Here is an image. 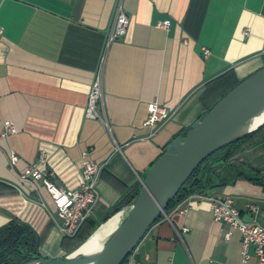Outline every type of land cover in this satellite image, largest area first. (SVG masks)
Instances as JSON below:
<instances>
[{
	"label": "crops",
	"instance_id": "obj_1",
	"mask_svg": "<svg viewBox=\"0 0 264 264\" xmlns=\"http://www.w3.org/2000/svg\"><path fill=\"white\" fill-rule=\"evenodd\" d=\"M118 1L0 0V229L16 219L28 225L43 258L69 253L47 190L22 179L40 154L71 191L83 184L84 153L103 166L92 217L102 224L207 113L209 83L230 71L244 81L264 68V0H122L130 26L106 53L103 120L87 119ZM153 103L172 112L166 124L146 126ZM5 121L17 134L3 137ZM241 156L240 168L264 174L251 150ZM216 195L232 197L245 222L264 227V187L221 167L214 186L166 213L127 264H260L255 247L244 263L240 232L225 241L230 228L215 222L209 200Z\"/></svg>",
	"mask_w": 264,
	"mask_h": 264
},
{
	"label": "water",
	"instance_id": "obj_2",
	"mask_svg": "<svg viewBox=\"0 0 264 264\" xmlns=\"http://www.w3.org/2000/svg\"><path fill=\"white\" fill-rule=\"evenodd\" d=\"M264 111V68L244 80L212 110L197 120L186 134L176 138L155 162L127 211L121 210L75 251L62 258H36L28 264H125L150 230L165 216L172 201L194 172L218 152L264 127L253 121ZM214 180V178H213ZM125 217L100 252L78 254L118 214Z\"/></svg>",
	"mask_w": 264,
	"mask_h": 264
},
{
	"label": "built area",
	"instance_id": "obj_3",
	"mask_svg": "<svg viewBox=\"0 0 264 264\" xmlns=\"http://www.w3.org/2000/svg\"><path fill=\"white\" fill-rule=\"evenodd\" d=\"M130 26V18L123 9L122 0H119L116 7L113 27L107 34L104 53L101 58L99 69L92 84L89 95V102L86 108V118L90 120H103L99 107L104 96V67L106 53L110 46L124 37ZM163 28H169V22L160 24ZM4 30L0 27V39ZM209 54L208 51L205 52ZM172 112L158 103L151 105L150 115L146 126L157 127L166 124L171 118ZM3 137L9 138L17 134L16 126L10 122L3 123ZM18 157L12 155V163L16 164ZM83 184L79 190L71 191L60 187L55 182V175L49 171L47 157L40 154L37 161L30 166L22 175L24 181H34L42 184L47 190L55 208L58 211L61 224L59 229L65 237H75L83 225L94 215L100 201L98 191V180L103 171V166L96 164L89 159V153L82 156ZM217 223L229 226L225 233V241L230 242L235 232L242 234V255L244 263L250 260V249L255 247L256 257L260 264H264V227L255 223H247L240 211L235 206V201L230 196L216 195L209 198Z\"/></svg>",
	"mask_w": 264,
	"mask_h": 264
},
{
	"label": "trees",
	"instance_id": "obj_4",
	"mask_svg": "<svg viewBox=\"0 0 264 264\" xmlns=\"http://www.w3.org/2000/svg\"><path fill=\"white\" fill-rule=\"evenodd\" d=\"M242 82L234 71H230L209 83L204 98H213V102L208 107L207 112L212 110L218 102ZM262 145H264V127L207 159L194 172L187 184L172 201L167 209V213L181 205L192 195L212 188L214 186L213 178L221 167L232 169L236 180L246 179L264 187V174L262 171L240 168L234 161L239 154L245 152L247 146L258 147ZM139 192L140 190H137L133 194L126 196L123 202L104 219L102 224L119 213L125 206L131 205ZM163 218L164 216L158 222ZM100 226L101 223H97L91 218L83 225L75 237H66L64 246L68 253L75 251ZM40 245L41 239L36 232L28 225L20 224L17 219L13 220L9 225L0 229V264H28L34 259L42 257L39 250ZM127 263L128 261L125 264Z\"/></svg>",
	"mask_w": 264,
	"mask_h": 264
},
{
	"label": "bare ground",
	"instance_id": "obj_5",
	"mask_svg": "<svg viewBox=\"0 0 264 264\" xmlns=\"http://www.w3.org/2000/svg\"><path fill=\"white\" fill-rule=\"evenodd\" d=\"M264 123V111L253 121L251 129L256 128L260 124ZM125 213L122 212L114 217L108 224L102 227V229L78 252L86 256H91L101 251L106 241L110 236L120 227Z\"/></svg>",
	"mask_w": 264,
	"mask_h": 264
},
{
	"label": "rangeland",
	"instance_id": "obj_6",
	"mask_svg": "<svg viewBox=\"0 0 264 264\" xmlns=\"http://www.w3.org/2000/svg\"><path fill=\"white\" fill-rule=\"evenodd\" d=\"M250 150H251V161H252L251 164H253L255 162L259 163V161L262 160L259 165L263 166L264 165V146H258V147H249V146H247L246 149H245V151H250ZM241 158H242V156H241V154H239L234 159V161L236 163L240 162Z\"/></svg>",
	"mask_w": 264,
	"mask_h": 264
}]
</instances>
